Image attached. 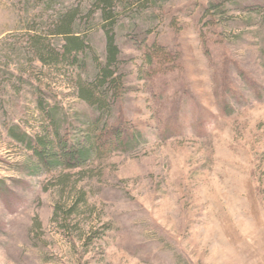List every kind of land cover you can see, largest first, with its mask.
<instances>
[{
  "label": "rangeland",
  "instance_id": "obj_1",
  "mask_svg": "<svg viewBox=\"0 0 264 264\" xmlns=\"http://www.w3.org/2000/svg\"><path fill=\"white\" fill-rule=\"evenodd\" d=\"M95 3L0 0V264H264V0H117L113 20ZM69 13L79 55L59 34ZM112 23L127 89L103 121L147 140L37 174L14 133L46 135L56 111L68 140L87 137L101 113L80 86ZM37 40L64 56L44 62Z\"/></svg>",
  "mask_w": 264,
  "mask_h": 264
},
{
  "label": "trees",
  "instance_id": "obj_2",
  "mask_svg": "<svg viewBox=\"0 0 264 264\" xmlns=\"http://www.w3.org/2000/svg\"><path fill=\"white\" fill-rule=\"evenodd\" d=\"M117 0H96V6L104 11L107 20H113ZM78 13H69L62 18L59 34L67 38L65 54L79 55L86 52L87 46L82 36L75 30ZM107 26V25H106ZM108 28V52L105 61L96 60V70L89 81L81 82V97L90 105L97 107L101 115L88 121V135L83 140H68L61 131V120H58L56 111L50 114L52 130H47L46 135L33 136L28 132L14 133V135L33 151L37 161L33 169L37 174L45 172L52 174L66 170H80L97 159H103L114 152H132L140 148L146 141V134L136 128L121 123L107 122L104 124L103 116L111 111V106L122 103L124 91L127 89V75L122 70V49L119 46L115 25ZM42 60L48 63L45 53H52L54 60L62 58V52L52 51L41 40L36 41ZM147 59L150 67H155L161 73L170 67V55L166 49L159 45L150 46ZM74 65H79V56H76ZM154 73V72H153ZM232 85V84H231ZM234 88V87H233ZM256 93H264V87L254 88ZM128 123V122H127ZM78 211V205L74 206L71 213Z\"/></svg>",
  "mask_w": 264,
  "mask_h": 264
}]
</instances>
